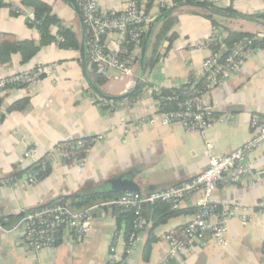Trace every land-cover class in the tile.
I'll return each mask as SVG.
<instances>
[{
  "label": "crops",
  "instance_id": "0c3cea01",
  "mask_svg": "<svg viewBox=\"0 0 264 264\" xmlns=\"http://www.w3.org/2000/svg\"><path fill=\"white\" fill-rule=\"evenodd\" d=\"M5 1L11 6L0 7V47L2 35L9 34L18 42L32 41L40 49L26 62L20 52L12 53L8 61L0 59V77L33 68L44 71L33 89L15 85L0 93V219L8 223L7 230H0V264H110L109 248L115 239L120 264H158L169 250L165 235L178 233L190 221L197 194L186 198L175 214L163 212L165 203L146 206V227L129 255L124 253L123 242L132 228L133 216L118 207H111L106 215L95 212L91 231L82 239L64 226L58 245L39 251L22 242L19 221L26 212L59 198L70 204L79 195L114 191L121 186L119 176L129 172L143 193L176 186L207 168V142L218 154L244 144L253 134L252 117H264V43L257 44L222 85L202 92L211 118L204 131L187 132L179 122L163 123L159 115L164 107L151 87L156 84L161 90L178 89L194 79L213 49L211 36L225 39L229 30L254 35L264 32V20L259 17L264 14V0H209L215 10L226 15L205 7L176 6L154 26L143 62L141 55L137 60L135 76L122 80L102 76L105 83L100 90L95 89L90 75L93 66L88 60V30L73 3L42 0L52 7L63 26L75 32L78 48L59 43L55 23L50 36L42 37L29 24L28 13L34 9L23 8L22 0ZM96 1L108 13L124 11L128 2ZM164 1L154 0L147 12L158 18L164 14ZM146 3L142 0L144 9ZM17 7L25 12H17ZM228 8L235 15L228 13ZM209 13L214 18L207 16ZM165 18L170 28L157 41ZM172 34L175 37L169 39ZM84 38L85 67L81 49ZM107 39L125 44L116 33ZM201 42L206 45L198 46ZM152 58L154 64L147 67ZM139 75V87L134 91L139 93L131 95ZM21 99H27L26 107L10 110ZM92 138L97 140L88 144L82 160H65L59 150L60 144ZM30 148L35 154L24 159ZM247 159L252 175L238 183L226 177L213 199L221 206H238L249 214V221L245 224L239 215L233 216L228 220L226 246H218L209 236L203 246H194L174 264H264V141ZM37 160H47L50 170L30 183L29 167Z\"/></svg>",
  "mask_w": 264,
  "mask_h": 264
},
{
  "label": "built area",
  "instance_id": "2783aa9c",
  "mask_svg": "<svg viewBox=\"0 0 264 264\" xmlns=\"http://www.w3.org/2000/svg\"><path fill=\"white\" fill-rule=\"evenodd\" d=\"M80 11L82 22L88 30V58L91 66L106 80L131 79L135 76L137 60L142 52L143 40L151 24L156 19L143 7L142 0H128L127 7L119 13H108L96 0H73ZM173 0L162 2V8L173 6ZM23 12H25L23 10ZM29 21H34V12L28 13ZM37 28V27H36ZM37 30H39L37 28ZM119 35L124 46L115 41L109 42L110 34ZM264 39V32L245 38L229 47L224 38L211 36L209 43L217 41V47L210 50L205 57L202 70L197 72L194 79L187 81L191 94L180 102L177 108L164 110L160 113L163 123L179 122L187 132L204 131L211 125V118L202 99V92L209 88L222 85L228 77L236 72L247 56L257 46L256 41ZM64 38L58 37L59 43ZM120 44V45H119ZM206 45L201 42L198 46ZM224 54H226L224 56ZM44 69L33 68L9 77H0V93L9 87L23 85L33 89ZM204 80V87L196 88V83ZM133 81H129L131 85ZM151 91L159 94L161 86L154 84ZM252 136L241 146L223 154L213 151V144L206 143L208 166L189 181L153 193L140 191H125L118 197L94 203L82 209H74L66 203L46 205L26 212L20 219L23 228L22 242L32 250L55 248L59 242L60 229L68 227L76 237L82 239L91 231L93 214L103 205L118 207L133 216L132 228L124 239V253L131 254L137 244L139 233L146 227L145 208L148 205L165 203L172 210H177L188 197L197 194L195 212L181 230L165 235L169 242L167 255L158 264H174L194 246H203L211 236L218 246L228 244V220L239 215L243 223L249 218L238 206L220 205L216 202L214 192L218 185L228 177L232 182L247 180L252 175V164L248 155L255 151L264 141V117L253 116ZM97 138L90 140L78 139L75 144H60L59 150L65 160L74 159L76 148L92 144ZM35 154L34 149H28L24 159ZM49 159V158H48ZM47 160L35 161L33 164L42 169L47 167ZM38 172L31 171L28 175L30 183L38 180ZM8 227L0 222V230ZM118 240L109 248L110 264H117L120 259L117 247Z\"/></svg>",
  "mask_w": 264,
  "mask_h": 264
},
{
  "label": "trees",
  "instance_id": "16d2710c",
  "mask_svg": "<svg viewBox=\"0 0 264 264\" xmlns=\"http://www.w3.org/2000/svg\"><path fill=\"white\" fill-rule=\"evenodd\" d=\"M153 2L154 0H147V3H146L147 7L145 9L146 11H148V8L152 6ZM173 2L174 4L171 7L172 10L173 8L181 4H188V5L197 6V7L211 8L215 10L214 8L215 5L209 0H173ZM22 4H23V8L28 7V8L34 9L35 19L33 22L29 21V24L33 27H37L39 31L41 32L42 37L50 36L51 25L55 23L56 25L59 26V30H58L59 36H62L64 38L61 44L63 46H73L76 48L79 47V43L77 41V36L75 32L70 27L63 26L60 23L59 18L55 14H53L52 7L48 3L42 0H22ZM2 6H11V5H10V2H7L5 0H0V7ZM171 8L164 9L163 10L164 13L170 10ZM15 10L17 12L23 11L21 7H17L15 8ZM227 12L235 15V11L232 8H228ZM207 16L214 18L213 13H209L207 14ZM259 17L264 20V14L259 15ZM169 28H170L169 19L165 18L164 25L162 26L159 34L157 35V41L162 39L167 34ZM253 36L254 34L249 33V32L229 30L228 35L224 39V41L227 44V46L231 47L235 43L245 38H252ZM174 37H175V34H172L171 36H169V39H173ZM263 43H264V39L256 41V44H263ZM217 44H218L217 41H215L211 43V46L213 48H216ZM0 49H1L0 59L2 61H8L12 53L20 52L23 57V61L26 62L29 59H31L39 51L40 46L35 45L32 41L18 42L17 40H15V38L12 35L3 34ZM225 55L226 54H224V56ZM154 62L155 60L154 58H152L151 61L147 62V67H151L154 64ZM90 75H91L92 82H93L95 89L100 90L99 88L105 83V81L102 78V76L97 72L95 67H92V71L90 72ZM203 85H204V80H200L198 83H196V88H202ZM190 89L191 88H190L189 83H186L185 85H183L182 87L178 89L163 88L160 94L158 95L156 94V95L161 100V105L164 107L163 108L164 110H172V109L177 108L178 104L191 94ZM138 93L139 91L134 92L131 95H136ZM103 97H105L104 94H103ZM26 105H27V99H21V100L16 101L10 107V110H21V109H24ZM77 140L70 141L67 144H75ZM87 148H88V144H85L83 146L76 148L75 158L68 160V161L84 159ZM29 170L37 171L38 177L43 178L49 173L50 169L48 165L45 169H42L40 166H36V164H33L32 166L29 167ZM122 192H114V191L109 190V191H103V192H96L92 194H83V195L77 196L74 200H72L70 204L67 203V200L65 198H59L49 205L58 204V203H66L74 209H82L94 203H98V202H101L107 199L118 197L120 194H122ZM162 205L164 206L163 212L170 211L171 214L178 213V209L171 210L169 205L167 204H162ZM0 222L4 223L5 225L8 224L7 222L4 221V219H0ZM117 264H120V263L117 262Z\"/></svg>",
  "mask_w": 264,
  "mask_h": 264
},
{
  "label": "water",
  "instance_id": "95a60500",
  "mask_svg": "<svg viewBox=\"0 0 264 264\" xmlns=\"http://www.w3.org/2000/svg\"><path fill=\"white\" fill-rule=\"evenodd\" d=\"M68 1H70L71 3H73L76 6V4L74 3L73 0H68ZM76 8H77V6H76ZM207 9H209L210 11H212V12H214L216 14L226 15V12L225 11H223V12L220 11L219 12V11L214 10V9H211V8H207ZM170 11H172V8L170 10L166 11L164 14H162L158 18H156L154 20V22L151 24V27H150V29L147 32V35L145 37V41H144V45H143V49H142V54H141V62H143V60H144V58L146 56L148 41H149V38H150V36L152 34V31H153L154 26L161 19H163L164 17H166L170 13ZM81 49H82V52H83V62H84V67H85V64H86V58H85V38L82 41ZM140 79H141V75H139V77L137 78L136 83H135V87L132 90V92H134V91H136L138 89L139 83H140ZM119 183H121V186L113 189L115 192H122V191L123 192H125V191H140V187L133 181V178H132V175H131L130 172L127 173V174H121L119 176ZM110 208H111V206H109V205H103L100 210H97L96 211V213L98 215H106V214L109 213Z\"/></svg>",
  "mask_w": 264,
  "mask_h": 264
},
{
  "label": "rangeland",
  "instance_id": "374dc122",
  "mask_svg": "<svg viewBox=\"0 0 264 264\" xmlns=\"http://www.w3.org/2000/svg\"><path fill=\"white\" fill-rule=\"evenodd\" d=\"M126 79H128V78H126Z\"/></svg>",
  "mask_w": 264,
  "mask_h": 264
}]
</instances>
